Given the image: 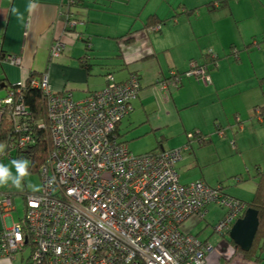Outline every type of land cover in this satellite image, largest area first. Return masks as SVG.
I'll return each mask as SVG.
<instances>
[{"label": "crops", "instance_id": "1", "mask_svg": "<svg viewBox=\"0 0 264 264\" xmlns=\"http://www.w3.org/2000/svg\"><path fill=\"white\" fill-rule=\"evenodd\" d=\"M29 2L0 0V99L12 83L32 72L46 71L51 87L72 91L74 99L102 89L108 74L124 81L135 73L141 89L132 101L134 110L117 126L118 139L127 145L125 135L147 126L140 134L151 131L156 145L146 152L189 144L177 165L181 182L220 183L224 193L243 202L253 197L256 174L264 170V120L254 117V108L264 105V45L259 41V36L264 38V0H81L72 6L68 0H32L37 7L31 13ZM13 7L23 13L22 22L12 14ZM61 10L84 21L78 27L80 36L64 34ZM223 15L229 24L223 23ZM231 18L242 23L241 36L239 30L232 33ZM157 21L160 29L148 27ZM56 38L63 39L65 49L49 63V47ZM88 40L90 47L85 45ZM232 47L240 49L236 59ZM210 50L218 59L217 67L210 69L209 85L194 77H183L177 87L163 88L157 82L172 70L185 71L191 60L209 61ZM9 55L18 56L20 64L10 63ZM234 124L242 129L235 131ZM228 129L234 130L233 139ZM191 130L199 131L205 142L188 139ZM249 139H255L254 147L247 148ZM5 155L3 150L0 161ZM26 192L33 191L21 193L23 214ZM0 193L11 204V210L0 212L1 231L21 217L15 219L13 200ZM198 220L188 217L182 229L193 234ZM24 251L0 258V264H26L29 253L24 256ZM212 252L206 264H218ZM257 257L264 261V242Z\"/></svg>", "mask_w": 264, "mask_h": 264}, {"label": "built area", "instance_id": "2", "mask_svg": "<svg viewBox=\"0 0 264 264\" xmlns=\"http://www.w3.org/2000/svg\"><path fill=\"white\" fill-rule=\"evenodd\" d=\"M78 1L68 0V6ZM69 13L59 11L64 34L84 23ZM64 49L63 39L56 38L49 60ZM6 59L20 64L18 56ZM183 77L212 82L208 65L195 60L185 71L172 70L157 82L163 88L177 87ZM28 85L44 96L47 122L35 124L48 127L52 146L39 169L40 189L25 193L23 217L0 231V258L22 252L28 235L32 260L44 264H206L214 246L184 231L182 223L190 216L203 219L207 206L217 204L227 209L213 228L224 239L246 204L224 193L220 183L181 182L177 165L189 144L135 154L118 139V124L134 110L139 76L132 73L117 81L108 74L102 89L82 99H74L70 90H54L46 71L32 76ZM24 88L25 80L12 83L0 99V115L8 116L13 130L8 148L27 149L33 139ZM187 138L202 142L196 130ZM9 210V198L0 193V212Z\"/></svg>", "mask_w": 264, "mask_h": 264}, {"label": "trees", "instance_id": "3", "mask_svg": "<svg viewBox=\"0 0 264 264\" xmlns=\"http://www.w3.org/2000/svg\"><path fill=\"white\" fill-rule=\"evenodd\" d=\"M80 1L81 0H79L78 2ZM69 14L71 16V13ZM156 25L161 26V22L157 21L155 23L148 25V27H153ZM66 30L67 31L65 32V35H68V37H72V35H76V37L80 36V31L78 30V27L75 29H66ZM89 43H90L89 40L85 41L86 47H90ZM232 48H231V54L234 56L237 55L238 51H236L235 53L233 52L235 48L233 49ZM210 52L216 55V53L212 50L206 52V58L209 59V61L205 62L204 64L208 65L209 74H210V69L212 68L214 69L217 67L214 64L215 62L217 63V59H218L217 55L215 59L212 58ZM50 61L51 60H49V63ZM38 75H40V73H36V72L30 73L28 77L25 79V88L23 90L24 102L32 117L29 127L32 131L33 139H32L31 144L27 147V149H14L17 151H22V152L27 153L28 158L30 160L29 170L32 172H39L41 165L47 161L48 152L52 146L48 127L45 126V128L38 129L35 124L36 121L47 122L44 96L42 92L38 88L30 87L28 85L29 79L32 76H38ZM254 117L257 118L258 121L264 120V105L257 106L254 108ZM12 132H13L12 126H11L10 120L8 119V116L6 114L0 115V142H3V144L5 145L4 150L6 153H8L10 150L13 149V148L7 147L8 140L11 137ZM201 137H202V142L200 144H203L205 142V137H203L202 135ZM150 152H153V151H150ZM256 177H257V183H256L257 187L255 190V193L249 202H245L246 209L251 207V208L256 209L258 212L259 224H258V228H257V231L253 239L252 246L248 251L243 252L239 249V247L234 245L233 242L230 240V242L234 245V248L237 251L241 252L244 256L249 257V258L252 256H255L256 251H260L261 244L264 242V170H259L256 174ZM25 236H26V244H25L24 249L26 248L30 249V254L26 258V264H44V263H38L37 261L32 260L33 245L30 242V237L28 235H25Z\"/></svg>", "mask_w": 264, "mask_h": 264}, {"label": "rangeland", "instance_id": "4", "mask_svg": "<svg viewBox=\"0 0 264 264\" xmlns=\"http://www.w3.org/2000/svg\"><path fill=\"white\" fill-rule=\"evenodd\" d=\"M221 17L224 20V22H223L224 24H229V21L227 20V18H228L227 16L223 15ZM169 22L170 21H168V23ZM231 23H232V25H234V26H232V33L234 35H236L238 33V30H239V36H241L240 30L242 27V23L240 21L234 20L233 18H231ZM237 39H238V37H237ZM259 41L261 44L264 45V38L262 36H259ZM259 46L261 47L262 45H255L254 44V47H259ZM238 50L240 51V49H238V48L235 49V51H238ZM237 57H238V55H237ZM233 59H236V55L235 56L233 55ZM235 127H236V128H234V129H236L235 131L242 129V127L239 128L238 125H235ZM146 129H148L147 126L138 127L137 129H134L132 132H129L127 135H125L124 139L126 140L128 148L132 153H137V154L143 153V152L150 150L151 148H153L156 145V140L153 137V134L151 131H149L148 133H142L143 135L140 134L141 132H143ZM172 129L174 130V129H176V127L174 126V127H172ZM191 131H193V130H191ZM228 131L230 132V136L233 139L234 130H233V132H231V129H228ZM133 137H135V138H133ZM232 139L230 140V142L232 141ZM254 142H255V139L247 140L246 141L247 148L254 147ZM194 143L192 144V148H193V151H196L199 148L197 146L198 142H194ZM262 146L264 148V143L262 144ZM14 159H27V160H29L27 153L22 152V151L12 150V151H9L7 153V155H5L1 159L0 163L8 165V164H10V161L14 160ZM263 169H264V167H263ZM13 171H14V169H13ZM29 173H30V176L25 181L24 189H27L29 191H33L32 189L27 187V183L31 182L32 184L37 185L38 190H39L41 187L40 173L39 172H32L30 170H29ZM231 180L232 179H228L227 181H231ZM212 186H214V185H212ZM0 188H1L0 189L1 191L6 192L11 197V199L13 200V202L16 206V209L12 212L15 219H18L19 217L22 218L24 205H23L21 193L23 192L24 189L18 190L14 187H0ZM38 190H36V191H38ZM251 199H252V197L250 199H244V200L249 202ZM207 209H208L209 213L206 214L204 219L198 220V223L192 229V233L194 235H197L199 240H201V241L208 240L214 246L212 254L213 253L215 254L216 262H218V264H260V262H263L262 264H264V261H258L256 259V257L259 255V251H256L255 256H252L250 258L246 257L241 252L236 251V249L234 248V245L230 242L229 235H227L223 239L217 232H214V229H213L214 226L217 224V222L219 220H221L224 217L227 209H225L224 207H221L217 204H214V203L209 204ZM28 253L30 254V249L27 248L23 252V255L26 256V255H28Z\"/></svg>", "mask_w": 264, "mask_h": 264}, {"label": "clouds", "instance_id": "5", "mask_svg": "<svg viewBox=\"0 0 264 264\" xmlns=\"http://www.w3.org/2000/svg\"><path fill=\"white\" fill-rule=\"evenodd\" d=\"M37 5L30 0L27 5V11L33 12ZM12 14L19 20L23 21L24 16L16 7L11 9ZM5 145L0 144V153L3 152ZM30 161L27 159H14L10 161V164L6 165L0 163V187H14L18 190H23L25 186V181L30 176L29 173ZM14 169V171H13ZM27 187L33 191L38 190V186L27 183Z\"/></svg>", "mask_w": 264, "mask_h": 264}, {"label": "water", "instance_id": "6", "mask_svg": "<svg viewBox=\"0 0 264 264\" xmlns=\"http://www.w3.org/2000/svg\"><path fill=\"white\" fill-rule=\"evenodd\" d=\"M259 224L258 212L254 208H247L242 216L235 219L228 235L234 245L243 252L248 251L253 243Z\"/></svg>", "mask_w": 264, "mask_h": 264}]
</instances>
